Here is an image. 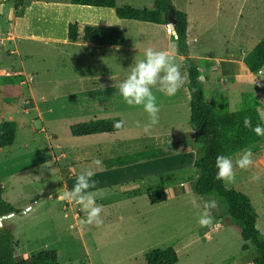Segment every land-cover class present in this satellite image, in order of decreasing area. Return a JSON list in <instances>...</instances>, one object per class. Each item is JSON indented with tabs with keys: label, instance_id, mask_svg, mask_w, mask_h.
Returning a JSON list of instances; mask_svg holds the SVG:
<instances>
[{
	"label": "rangeland",
	"instance_id": "1",
	"mask_svg": "<svg viewBox=\"0 0 264 264\" xmlns=\"http://www.w3.org/2000/svg\"><path fill=\"white\" fill-rule=\"evenodd\" d=\"M26 1L0 0V31L1 25L13 11V6H16L18 15L17 10ZM153 2L154 0H117L116 6L152 9ZM170 5L187 15L193 53L198 52V49L200 53L206 51L217 60L230 54L240 56L241 51L247 55L264 33V0H170ZM56 14L57 17H64L62 13ZM246 23L250 27L247 35L244 36L243 32L242 36L238 35L240 27L243 29ZM148 42H152L154 46L156 44L161 50L171 51L175 39L172 37L171 41L165 43L158 39ZM16 45L17 52L13 43L6 42L3 49L15 53L11 56L6 52L0 54L3 64L7 66L2 68L9 69L0 74V122L14 121L17 124L13 144L0 149V184L4 186L3 198L20 211L1 223L9 226L13 232L16 259L25 260L42 251L54 250L57 264H146V253L168 247L174 248L178 255L176 264H244L255 256L250 248L241 251L244 242L238 229L232 226L228 218L216 219L210 210L213 223L206 227L197 223L198 214L203 211V202L210 197L201 198L192 192L190 184L194 178L193 166L173 174V178L168 175L170 179L165 180V186L169 187L165 188L168 197L159 205L151 206L145 193L158 188L162 177L151 179L142 186L132 184L112 191L105 190L103 198L97 200L103 205L100 217L102 223L82 224L85 214L79 206L68 202L64 205L55 200L58 192H61V177L67 176L68 172H65L66 175L64 172L59 173L44 159L48 145L46 138L49 135L57 156L60 150L67 156L81 151V145H86L83 140L85 138L72 137L69 127L85 121L72 119L42 124L35 118L22 120V116L15 115L12 111L22 112L28 107L27 100H23L18 93L19 83L24 82L26 76H31L32 80L28 85H23V93L28 95L31 90L35 101L49 107L67 101V95L88 89L89 83L85 79L94 77L95 70L101 71L97 63L98 56L82 49L49 43L19 41ZM135 56L140 58L142 54ZM173 59L183 71L181 61ZM117 62V59H109L107 66L123 76L122 61L119 65ZM244 70L246 71L245 67ZM224 71L228 72L226 69ZM4 73L9 75L5 76ZM13 74L18 75L12 76ZM254 77L257 82H235L233 76L224 80H228L226 84L232 87L234 93H250L258 99V111L264 122V67L262 73ZM204 95L206 101L217 106L209 91H205ZM236 104L239 105L238 95ZM158 115L159 123L150 133L169 135L184 132L185 139L193 146L196 133L189 122V108L182 109L176 116L164 110H160ZM178 117L184 119V122H178ZM143 118L142 126L139 125L141 132L143 125L148 122L147 115ZM185 118L191 129L187 132L184 131ZM22 121H28V126L23 125ZM131 122V119H126L124 130L113 135L121 139L134 138L138 132L133 131L138 126L131 128ZM99 137L90 136L88 139ZM56 144L61 147L55 148ZM88 144L90 158L95 154V144L94 141ZM177 150L176 146L167 148L172 153ZM251 150L253 164L246 169L234 168L232 181L223 184L250 200L256 214V227L264 234V142ZM39 151L36 154L40 155L39 165L25 167L28 165L22 160V155ZM238 153L231 156L234 161L238 158ZM88 163L85 167L94 170L95 165L90 160ZM70 173H74V170Z\"/></svg>",
	"mask_w": 264,
	"mask_h": 264
},
{
	"label": "crops",
	"instance_id": "2",
	"mask_svg": "<svg viewBox=\"0 0 264 264\" xmlns=\"http://www.w3.org/2000/svg\"><path fill=\"white\" fill-rule=\"evenodd\" d=\"M66 1L67 0H27L23 6L17 10L18 15L16 14V7L13 6V11L4 21L5 25L1 23L2 31H0V54L6 52L9 56L13 55L17 52L16 44L19 41L49 43L55 46L70 49H82L91 54H97V63L101 67V71L99 70L96 72L95 70L96 74H94V77L85 79V81L89 83L88 89L80 90L77 94L67 95V98H69L67 101H64L63 103H56L54 106L52 105L50 107L41 105L35 101L31 90L28 95L23 93V85H28V83L31 82L25 81L28 78L31 79V76H28V78L26 76L24 82L19 83L18 93L23 100H27L28 107L22 110V112L15 110V112L12 111V113L20 117L22 116V120H33V118H35L40 120L42 124H48L49 121L61 122L70 121L72 119H79L87 122L94 119L118 118L123 121V129L120 132H122L126 126V119H131V128L138 126L135 127L133 131H137L138 134L134 138L130 139L127 137L121 139V137L113 135L118 134L119 132L96 135L100 137L94 139H88L90 136L79 137L85 138L83 140H85L84 143L86 145H81V147H83L81 151H76L77 154L70 153L69 156L62 153V150H60L57 156L53 148L54 146L50 142L52 138L50 135L47 136V155L44 160L46 163H49V165L55 167L59 173L68 172L67 176L61 177L63 182L59 191L70 190L75 182L76 176L85 171H92L94 173L92 179L96 182V188L107 191H112L120 187L122 188L126 185L131 186L132 184L135 186H142L148 183L147 181L160 177H162V182L160 181L161 183L159 184V187L163 189L169 188L168 186H165V180L167 178L170 179L168 175L173 178V174L179 173L185 168L193 166L195 159L194 142L193 146H190L188 141L185 139L184 132L165 135L160 132L145 134L144 132L139 131L144 121L143 117L147 114L144 113L142 108L139 106L133 107L124 104L121 97L118 95L116 88V85L125 78L127 72L130 70L128 68L132 65L135 54L143 55V52L147 48L161 50L156 47V44L154 46L152 42H148L149 40L158 39L162 42L164 41L163 43L169 40L171 41L172 37L170 32H168V25L164 26L146 22H136L132 20H121L116 17L114 9L75 6L66 3ZM56 13H62L64 14V17H57ZM49 16H51V18H49ZM69 22L118 28L124 35L123 45L119 48H111L84 43H69L67 41V24ZM240 28L241 29L238 34L240 36H242V32L244 33L243 35L246 36L248 30L250 29L249 24L247 23L243 25V29L242 27ZM189 29L188 21V55L189 57L197 60L199 63L200 75L204 77V79L201 80L204 87V93L205 91H209L211 93V99L216 102L219 97L225 98L231 112L239 110L243 94L234 93L232 87L230 88L226 84V81L228 80L224 79L228 76H233L235 82L241 80L251 82L247 80V78L250 77L247 69L246 71L244 70L245 66L243 64V60L246 54L241 51L240 56L234 57L230 54L228 57L219 58V60H217L215 56L206 51L200 53V50L198 49V52L193 53L190 45ZM233 35L235 36V34ZM6 42L14 44L15 52L3 49ZM172 44L174 46L171 51L167 52L171 54L173 58H178L182 63L183 58L175 51V42H172ZM109 59L112 61H116L117 59V65L120 64V61H122L121 63L124 68L123 76H120L118 73L113 71V68L107 66ZM3 63L4 60L1 58L0 74L9 70L8 68H2L3 66H6V64ZM224 69L228 72H225ZM182 72L186 74L184 69L183 71L181 70V73ZM260 73H262V70L253 75V77L258 76ZM4 75L7 76L9 74L4 73ZM17 75L18 74H13L12 76ZM254 78L256 79L255 82H257V78ZM229 81H231L230 78ZM187 82L188 79L186 74L184 85L174 96H165L155 90L154 94L157 97L159 109L164 110L165 112H170V115L172 116L178 115L182 109L186 110V108H189L190 122V96L187 90ZM237 95L239 98L238 106L236 104ZM208 103L212 102L209 101ZM11 109L9 108V110ZM32 113H34V115H31ZM183 120L184 119L181 117H178L177 119L178 122H184ZM22 122L23 125L28 126V121ZM44 129L46 130L47 128L44 127ZM189 130L191 129H189L186 121L184 131L187 132ZM49 131L50 130L48 129L47 133H49ZM193 131L196 133L195 130ZM195 138L193 141H195ZM93 141L95 144L93 146L95 154L89 158L88 143ZM170 146H176L178 150L174 153L167 151V148ZM60 147L61 145L59 144L55 145V148ZM25 149H27V147H25ZM149 149H160L167 154V156L121 168H105L104 166V163L111 159ZM39 153L40 151L35 154L31 152L29 154L22 155V160L28 165L25 167H34L39 165L40 155H36ZM93 159H100L102 162L101 167L97 168L95 166L94 170H88L85 166L89 164L88 160L92 161ZM69 170H74V173H70ZM0 186L3 188V197L4 186L2 184H0ZM60 202H63L64 205L67 203L65 201ZM74 205L78 206L76 204ZM68 206L69 205H66V207ZM2 225L3 224H1V226Z\"/></svg>",
	"mask_w": 264,
	"mask_h": 264
},
{
	"label": "trees",
	"instance_id": "3",
	"mask_svg": "<svg viewBox=\"0 0 264 264\" xmlns=\"http://www.w3.org/2000/svg\"><path fill=\"white\" fill-rule=\"evenodd\" d=\"M116 1L67 0V3L75 6L114 9L116 17L121 20L164 26L174 22L177 35L175 51L183 58L182 64L187 74V90L190 96V124L197 135L194 141V178L190 188L198 197L216 199L218 206L211 210V214L216 219L228 218L232 226L238 229L240 238L244 242L241 251L244 252L248 248L254 251L255 256L244 264H264V234H261L256 227V214L250 200L233 188L225 187L223 181L215 178L217 155L232 156L244 148H252L264 142V137L256 136L243 124L245 118L250 119L253 126L263 122L258 111L259 101L252 94L243 95L240 109L234 112L229 110L225 98L219 97L217 106L206 102L203 83L198 79L201 76L199 63L188 55L187 15L171 7L170 0H154L152 9H138L128 5L119 7L116 6ZM67 41L119 48L123 45L124 35L118 28L69 22ZM243 64L250 75L247 80L255 82L253 75L264 67V34L245 56ZM117 121L121 120L94 119L70 126L69 132L74 138L112 134L123 129V125L120 129L113 127ZM16 132L17 124L14 121L0 122V149L13 144ZM164 156L167 154L160 149H149L111 159L105 162L104 166L121 168ZM2 192L3 188L0 186V219L18 214L19 209L6 202ZM145 194L151 206L164 203L168 197L165 189L161 187L147 190ZM14 248L15 239L11 228L0 226V264H57L54 250H45L25 260H18L14 256ZM144 260L146 264H176L178 255L174 248L168 247L146 253Z\"/></svg>",
	"mask_w": 264,
	"mask_h": 264
},
{
	"label": "clouds",
	"instance_id": "4",
	"mask_svg": "<svg viewBox=\"0 0 264 264\" xmlns=\"http://www.w3.org/2000/svg\"><path fill=\"white\" fill-rule=\"evenodd\" d=\"M171 28V25L169 26ZM127 75L117 85L118 95L122 102L128 106H139L147 114L148 122L143 125V132L150 134L151 129L159 123V107L154 90L165 96H174L184 85L185 77L181 73L180 65L174 62L173 57L164 50L147 48L140 58L135 56L132 65L128 68ZM203 80L204 77H198ZM243 124L258 137H264V122L252 125L251 120L245 118ZM123 121H117L113 127L120 129ZM233 160L228 155H217L215 159V178L223 182H231L234 178V168L246 169L253 164V152L251 148H244ZM97 168L101 167L100 159L91 161ZM94 173L85 171L76 176L70 190L58 192L55 200L65 201L78 205L84 212L82 224L102 223L101 213L103 205L98 203L102 199L105 190L96 188V182L92 179ZM95 189V190H90ZM218 202L214 198L204 200L203 211L198 214L197 223L206 227L213 223L210 210L216 209Z\"/></svg>",
	"mask_w": 264,
	"mask_h": 264
},
{
	"label": "water",
	"instance_id": "5",
	"mask_svg": "<svg viewBox=\"0 0 264 264\" xmlns=\"http://www.w3.org/2000/svg\"><path fill=\"white\" fill-rule=\"evenodd\" d=\"M171 25V28L169 27ZM168 29H169V32H170V35L176 40L177 39V35H176V31H175V28H174V22H171L168 24ZM13 214L7 216V217H3L0 219V226H1V221L4 220L5 218H9L11 217Z\"/></svg>",
	"mask_w": 264,
	"mask_h": 264
},
{
	"label": "built area",
	"instance_id": "6",
	"mask_svg": "<svg viewBox=\"0 0 264 264\" xmlns=\"http://www.w3.org/2000/svg\"><path fill=\"white\" fill-rule=\"evenodd\" d=\"M168 32H169V29H168ZM25 81H26V82H27V81H31V79H29V78H28V79H27V80H25Z\"/></svg>",
	"mask_w": 264,
	"mask_h": 264
}]
</instances>
